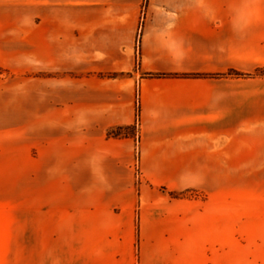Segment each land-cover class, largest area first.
Instances as JSON below:
<instances>
[{"label": "crops", "instance_id": "1", "mask_svg": "<svg viewBox=\"0 0 264 264\" xmlns=\"http://www.w3.org/2000/svg\"><path fill=\"white\" fill-rule=\"evenodd\" d=\"M0 68V264H264V0H0Z\"/></svg>", "mask_w": 264, "mask_h": 264}, {"label": "rangeland", "instance_id": "2", "mask_svg": "<svg viewBox=\"0 0 264 264\" xmlns=\"http://www.w3.org/2000/svg\"><path fill=\"white\" fill-rule=\"evenodd\" d=\"M264 73L263 71H260ZM0 74L2 77L6 76V72L0 68ZM1 79V78H0ZM5 153L0 152V206H20L17 204L20 203V200L13 201L12 197H19L21 198L22 195L27 192L29 193V207H37L38 200H37V190H38V183H37V169L35 165H31V168L21 169V168H12L8 165L6 161ZM25 172L26 175H25ZM136 176H137V186L142 182L141 179V169L139 166L136 168ZM26 177V178H25ZM181 196H189V197H198L197 192H184L181 193ZM249 249H217V258L219 257H229L231 251L233 254L237 255L238 257L242 258L248 254Z\"/></svg>", "mask_w": 264, "mask_h": 264}, {"label": "trees", "instance_id": "3", "mask_svg": "<svg viewBox=\"0 0 264 264\" xmlns=\"http://www.w3.org/2000/svg\"><path fill=\"white\" fill-rule=\"evenodd\" d=\"M238 74V73H237Z\"/></svg>", "mask_w": 264, "mask_h": 264}]
</instances>
